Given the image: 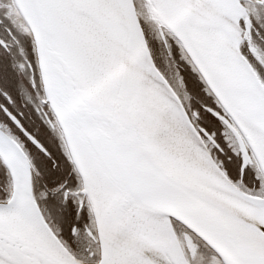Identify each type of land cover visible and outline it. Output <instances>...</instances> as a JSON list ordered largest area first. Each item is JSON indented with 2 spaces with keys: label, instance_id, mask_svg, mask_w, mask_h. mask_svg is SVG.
<instances>
[{
  "label": "snow or ice",
  "instance_id": "6c2138e0",
  "mask_svg": "<svg viewBox=\"0 0 264 264\" xmlns=\"http://www.w3.org/2000/svg\"><path fill=\"white\" fill-rule=\"evenodd\" d=\"M0 264H264V0H0Z\"/></svg>",
  "mask_w": 264,
  "mask_h": 264
}]
</instances>
